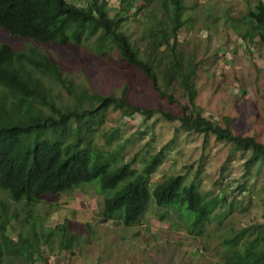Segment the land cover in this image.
I'll return each instance as SVG.
<instances>
[{"label":"rangeland","instance_id":"rangeland-1","mask_svg":"<svg viewBox=\"0 0 264 264\" xmlns=\"http://www.w3.org/2000/svg\"><path fill=\"white\" fill-rule=\"evenodd\" d=\"M117 1L106 0L109 14L116 10ZM135 1L136 10H127L119 28L137 54L148 57L153 81L114 47L95 53L88 45L90 39L59 46L11 35L0 27V42L27 54L31 63L40 54L54 61L58 76L40 75L44 98L55 107H90L99 96L119 95L124 88L125 98L153 109L152 116L143 120L138 111L126 116L108 107L92 141L109 149L118 143L123 159L134 156L133 165L139 169L173 135L150 184L162 173L183 172L187 180L196 176L205 198L221 192L224 199L215 203L197 233L190 228V214L174 201L157 206L149 199L140 220L130 225L114 218L102 220L99 203L111 190L101 188L96 178L57 195L44 193L32 203L12 200L0 191V264H225L223 240L243 225L264 224V161L245 172L242 162L247 151L235 150L229 141L210 133L202 143L201 133L174 131L177 119L160 113L179 115L180 106L187 105L178 70L171 72L170 66L178 63L184 69L193 64L194 104L201 115L220 125L227 120L233 133L251 134L264 143V40L257 35L242 37L250 23L243 22L241 15L255 0H180L181 25L169 37L170 45L150 50L149 55L146 27L160 19L167 22L169 3ZM31 63L25 61L32 69ZM2 93L9 95L0 86ZM114 126L120 127V136L106 145V133ZM256 227L242 234L236 246L250 238ZM27 243L29 257L17 251Z\"/></svg>","mask_w":264,"mask_h":264},{"label":"trees","instance_id":"trees-1","mask_svg":"<svg viewBox=\"0 0 264 264\" xmlns=\"http://www.w3.org/2000/svg\"><path fill=\"white\" fill-rule=\"evenodd\" d=\"M166 1L170 7L167 22L160 19L146 27L148 55L150 50L170 45L169 37L172 39L181 25V1L159 0L160 5L165 6ZM117 2L116 10L109 14L106 0H83L81 3L70 0H0V27L11 35L59 46L78 45L90 39L88 45H92L95 53L114 47L119 56L137 66L153 81L154 70L148 57L141 58L127 34L119 28V22L128 15L127 10H136V1ZM241 20L250 23L242 33L243 38L257 35L264 40L263 0H255L253 6L241 15ZM25 61L31 63L27 54L15 52L9 43L0 42V86L9 94H0V191L7 193L12 200L32 203L44 193L57 195L96 178L101 188L111 190L99 203L102 220L114 218L121 224L130 225L140 220L149 199L157 206L174 201L190 214V228L200 232L215 203L224 199L221 192L205 198L196 176L187 180L183 172L162 173L150 184L149 178L163 162L165 148L173 140V135L150 153L139 169L133 165L134 156L123 159L118 143L109 149L92 141L101 123L102 112L108 107L118 108L126 116L138 111L143 114V120L152 116L153 109L130 103L124 96V88L119 95L99 96L97 103L90 107H55L44 98L40 75L47 72L58 76L54 61L40 54L37 62L31 63L32 69L25 65ZM174 68L180 75L187 105L180 106L179 115L160 111L167 119H177L174 131L201 133L202 143L210 133L217 140L229 141L235 150L247 151L242 162L245 172L255 162L262 163L263 142L251 134L233 133L227 120L220 125L201 115L199 107L194 104L193 64L181 69L178 63H173L170 71L173 72ZM43 103L49 111L44 110ZM119 136L120 127L114 126L106 133L104 142L109 145L112 138ZM254 226H257L254 234L236 246L240 236ZM0 229H3L1 224ZM1 240L6 242L8 238L2 233ZM223 243L226 244L225 264H264V224L243 225ZM28 246V243L22 245L17 251L29 257L25 249Z\"/></svg>","mask_w":264,"mask_h":264},{"label":"crops","instance_id":"crops-1","mask_svg":"<svg viewBox=\"0 0 264 264\" xmlns=\"http://www.w3.org/2000/svg\"><path fill=\"white\" fill-rule=\"evenodd\" d=\"M264 1V0H263Z\"/></svg>","mask_w":264,"mask_h":264}]
</instances>
